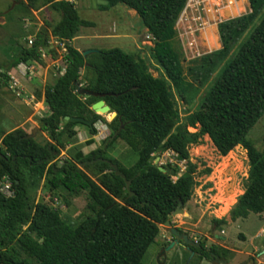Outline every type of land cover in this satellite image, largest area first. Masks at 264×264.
Listing matches in <instances>:
<instances>
[{"label": "trees", "instance_id": "16d2710c", "mask_svg": "<svg viewBox=\"0 0 264 264\" xmlns=\"http://www.w3.org/2000/svg\"><path fill=\"white\" fill-rule=\"evenodd\" d=\"M99 1L107 3L98 6L101 10L121 5L136 13L154 39L151 59L161 76L152 77L146 62L117 49L83 58L69 42L93 24L81 20L74 5L66 0H24L17 6L25 13L48 6L59 14V21L46 27L52 38L64 44L66 66L52 86L35 94L37 100L42 95L45 100L47 110L38 127L49 141L27 139L22 129L0 140V189L3 178H7L12 190L11 197L0 192V264H141L155 243L158 226L168 220L179 202L185 205L189 201L194 186L193 169L173 180L177 170H173V177L158 172L150 163L151 156L162 150L187 160L188 146L204 136L220 157L229 158L238 147L246 152L247 185L230 211V220L264 214V151H258L247 139L264 115V15L189 118L187 126L198 127L196 134H188L187 126L172 134L177 113L170 90L171 85L189 104L193 84L206 82L217 71L263 11L264 0H248V15L218 24L221 50L189 62L193 82L185 75L175 28L189 0ZM47 46L48 35L39 34L9 68L40 62ZM82 70L90 73L86 89L103 98L81 100L76 94L74 84L80 85ZM99 100L110 108L103 116L110 121L112 113L116 117L107 125L110 133L103 146L84 155L76 128L81 126L90 136L96 135L94 124L100 117L90 107ZM65 117L81 118L92 126L65 122ZM92 144L88 140L84 145ZM121 145L136 154L133 165L125 167L108 156ZM67 147V159L58 164L60 152ZM40 181L50 191H62L69 197L85 193L90 215L73 225L60 212L35 203L31 190ZM224 224V220H213L218 228ZM192 251L198 260H211L201 250ZM209 252L226 257L225 251L214 247Z\"/></svg>", "mask_w": 264, "mask_h": 264}, {"label": "rangeland", "instance_id": "374dc122", "mask_svg": "<svg viewBox=\"0 0 264 264\" xmlns=\"http://www.w3.org/2000/svg\"><path fill=\"white\" fill-rule=\"evenodd\" d=\"M95 7H93V3ZM99 0H74L73 5L79 18L93 24L92 28H83L77 37L69 45L82 53L84 51H109L117 49L127 55H132L146 62L148 72L154 78L161 76L156 64L151 59V49L154 40L142 27L139 17L134 11L118 5L108 10L98 9ZM24 0H0V140L3 135L16 129H22L30 135L35 129L33 139L38 143H45L48 137L40 132L38 120L45 116L47 107L43 95L40 100L35 94H42L44 89L52 86L55 80L63 74L66 66V52L64 44L50 36L49 25L53 27L59 21V14L48 6L40 7L36 11L17 9ZM228 10V12L226 11ZM231 9H239V14L229 16ZM227 12V13H226ZM250 13L248 0H189L183 10L177 24L176 43L180 46L183 56V68L187 80L193 82L189 68L190 61L221 50L220 38L217 26L220 23L235 20ZM227 14V15H226ZM264 15V9L259 17L249 26L243 37L236 42L228 57L218 65L217 71L208 80L199 84H193L192 93L187 97L191 99L189 104L183 102L170 85L177 123L172 134L182 132L188 124L189 118L197 110L209 89L218 79L224 66L233 58L242 43L246 41L253 29ZM210 28H214L218 38V48H208L206 36ZM205 34H204V33ZM48 35V46L44 51L46 58L38 62L33 71L31 80L23 76L19 71H24L23 64L10 69V63L16 59L20 52L28 48V39L33 42L38 40V35ZM7 74L20 80L24 97L33 95L40 104L42 111H35L33 104H29L28 98H18L9 89L10 79ZM4 75V77H3ZM80 87L86 88V79L90 73L82 70L80 73ZM194 94L193 97H191ZM84 100V96H79ZM38 112V113H37ZM100 120L94 124L95 136H90L88 130L79 126L76 128L78 143L84 155L90 151L102 147L109 136L108 124L111 122L107 116L97 113ZM188 134H196L198 127L187 126ZM255 144V148L264 151V115L247 136ZM92 140L90 146L84 145ZM60 152L57 159L59 164L67 159L66 150ZM77 151L73 152L75 154ZM123 166L128 167L136 162V154L130 152L124 145L108 154ZM150 163L155 166L170 170H177L173 180L185 175L189 169H193L192 178L194 186L189 201L183 206V214L172 217L169 221L171 228H180L187 239L199 242L204 239V245L225 251L228 264H264V214H250L247 219L230 220V211L238 198L243 195L247 185L249 171L246 152L241 148L234 149L229 158L220 157L207 136L201 137L196 144L188 146V159L180 160L171 151H157L151 156ZM81 168V167H80ZM209 170V173L205 171ZM88 174V173H87ZM89 175V174H88ZM31 197L35 203L47 205L52 210L58 211L61 217L73 225L79 224L90 213L86 209L87 195L81 193L69 197L62 191H50L44 181H40L36 189L31 190ZM213 220H224L225 224L217 227L211 236H208L213 226ZM217 237H223L220 240ZM172 237L168 228L158 226V235L153 246L147 251L141 264H187L190 254L182 247L174 245L165 257L158 255L171 243ZM188 264H212L211 260H198L196 255Z\"/></svg>", "mask_w": 264, "mask_h": 264}, {"label": "water", "instance_id": "95a60500", "mask_svg": "<svg viewBox=\"0 0 264 264\" xmlns=\"http://www.w3.org/2000/svg\"><path fill=\"white\" fill-rule=\"evenodd\" d=\"M92 3H93V7H95V3L93 1H92ZM97 4L106 5L107 3L103 2V1H97ZM95 53H98V52L97 51H84V52L81 53V55H82L83 58H86L88 55L95 54ZM74 87L76 89V94L78 96L100 98V99L104 97V95L93 93L90 90H87L86 88H81L78 84H74ZM90 110L94 114H97V113L107 114V113L110 112V108L107 105H105V103L102 100H99V101L95 102L94 104H92L91 107H90ZM112 116H113V118H112V120H113L116 117V114L112 113ZM64 121L65 122H70V123H80V124H83V125L92 126L91 122L85 121V120H83L81 118L65 117ZM34 134H35V129L26 138L27 139H33ZM157 170H158V172H160L162 174H165V175L169 174L170 176H173V174H174L173 170H170L168 168H162L161 166H157ZM183 206H184L183 203L179 202L177 208L168 216V220L163 225L168 228L169 234H170V236L172 238H174L176 241L177 240H182L183 244L185 246H187V251L190 254V258L188 260V262H189L192 259V257L194 256V253H193V251H191L190 246L199 245V243H201L204 239H201V241L198 244H195V243L189 241L186 236H181L177 229L171 228V223H170L169 220L172 217H175V216H177L179 214H183ZM213 231L214 230L212 229L208 233V236H211L213 234ZM214 237L215 238H219L217 236H214ZM219 239L223 240L224 238L220 237ZM175 244H176L175 242L170 243V245L167 248H165L164 250L161 251V253L159 254L158 258L161 257V256L165 257V253L168 252L171 248H173ZM209 257L211 259L212 264H228L227 260L225 258L219 257V256H217V255H215L213 253H210ZM188 262H187V264H188Z\"/></svg>", "mask_w": 264, "mask_h": 264}, {"label": "built area", "instance_id": "2783aa9c", "mask_svg": "<svg viewBox=\"0 0 264 264\" xmlns=\"http://www.w3.org/2000/svg\"><path fill=\"white\" fill-rule=\"evenodd\" d=\"M67 2L73 4L74 0H66ZM152 38V37H151ZM153 39V38H152ZM154 40V39H153ZM28 47L32 46L33 44V41L31 39H28ZM64 48V47H63ZM46 58V55L45 53H42L41 54V59H45ZM38 63L37 62H32L30 65H23L24 66V71H21L18 69V71L23 75V76H28L27 77V80H31V76L34 74L33 71L37 68V65ZM64 73V71H63ZM7 76L9 77L10 79V86H9V89L13 91V93H15L16 97L18 98H21V99H24V98H28V102L29 104H33L34 106V110L35 111H42L43 109L42 108H39L40 107V104L38 102H36L35 98L33 95H30L28 97H24V94H23V87H22V84L20 82V80H17L15 78H13L11 75L7 74ZM24 97V98H23ZM38 111V112H39ZM37 112V113H38ZM0 192L6 196V197H11L12 196V190H11V183L9 182V180L7 178H3V181H2V185H1V189H0Z\"/></svg>", "mask_w": 264, "mask_h": 264}, {"label": "flooded vegetation", "instance_id": "af4514ba", "mask_svg": "<svg viewBox=\"0 0 264 264\" xmlns=\"http://www.w3.org/2000/svg\"><path fill=\"white\" fill-rule=\"evenodd\" d=\"M216 226H212V228H211V230L213 229L214 231L216 230ZM177 230H178V232H179V234L181 235V236H186V235H184V233L181 231V229L180 228H177ZM210 230V231H211ZM213 231V232H214ZM209 233V232H208ZM190 241V240H189ZM201 241V240H200ZM199 241V242H200ZM172 242H175L176 243V245L177 246H180V247H182L184 250H186L185 252H187L188 254H189V252L187 251V246H185L184 244H183V242H182V240H175L174 238H172V240H171V243ZM191 242H193V241H191ZM199 242H193V243H195V244H198ZM201 245H203V246H201ZM193 248H195V249H197V250H201L202 251V254L203 253H207L208 254V256H209V251H210V248L209 247H206L205 245H204V241H202L201 243H199V245H196V246H190V249H191V251H192V249ZM194 253V252H193ZM194 255H196L195 253H194ZM159 256V255H158ZM157 260H158V257H157Z\"/></svg>", "mask_w": 264, "mask_h": 264}, {"label": "bare ground", "instance_id": "6f19581e", "mask_svg": "<svg viewBox=\"0 0 264 264\" xmlns=\"http://www.w3.org/2000/svg\"><path fill=\"white\" fill-rule=\"evenodd\" d=\"M229 10V9H228ZM228 10L226 9V11L228 12ZM226 12V13H227ZM239 9H231L230 10V13H229V16H234V15H237L239 14ZM227 15V14H226ZM204 33V32H203ZM205 34V33H204ZM207 36H206V41L208 42L209 44V47L208 48H215L216 45H218V38H217V35H216V31L214 28H210L209 29V32L206 33ZM217 48V47H216ZM218 49V48H217ZM108 114V113H107ZM107 114H102V115H107Z\"/></svg>", "mask_w": 264, "mask_h": 264}, {"label": "crops", "instance_id": "0c3cea01", "mask_svg": "<svg viewBox=\"0 0 264 264\" xmlns=\"http://www.w3.org/2000/svg\"><path fill=\"white\" fill-rule=\"evenodd\" d=\"M69 43H72V41L71 42H69ZM76 50V49H75ZM78 51V50H77ZM78 138V137H77ZM79 141V140H78Z\"/></svg>", "mask_w": 264, "mask_h": 264}]
</instances>
